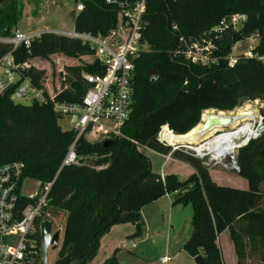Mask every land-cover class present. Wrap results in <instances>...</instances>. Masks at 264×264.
Segmentation results:
<instances>
[{
	"label": "trees",
	"instance_id": "obj_1",
	"mask_svg": "<svg viewBox=\"0 0 264 264\" xmlns=\"http://www.w3.org/2000/svg\"><path fill=\"white\" fill-rule=\"evenodd\" d=\"M82 3L83 10L73 20L77 33L106 34L115 25L116 12L103 1ZM22 15L19 0H0V39L13 35ZM234 15L244 17L237 29L227 26L211 32ZM144 21L142 41L148 51L133 62L131 113L119 136L80 138L75 145L77 164L60 168L75 136L59 126L64 117L53 111L49 100L15 104L9 90L0 95V166L18 163L22 181L51 183L46 211L66 215L52 264H89L114 226L131 224L134 234L129 238H138L143 228L141 209L166 195H174V205L191 208V234L182 247L190 258H200L201 264H223L218 237L227 232L236 264H264V64L240 56L228 67L233 47L249 38L257 40L251 52L264 56V0H148ZM179 38L186 43L210 41L214 62L200 65L185 60ZM8 54L15 63L59 54L92 56L88 46L52 33L40 34L28 49L13 50L0 42V60ZM103 72L93 60L66 67L54 101L80 104L88 88L81 75ZM23 76L42 88L43 72L30 69ZM243 101L261 103L262 132L240 147L235 159L247 190L219 186L200 160L172 152L171 146L157 140L164 126L173 135L184 136L199 124L204 111L230 113ZM104 141L111 145L103 147ZM137 146L162 156L171 153L193 173L183 181L153 173L150 160ZM32 203L19 194L16 208ZM34 238L40 248L39 234ZM103 264L119 263L112 255Z\"/></svg>",
	"mask_w": 264,
	"mask_h": 264
},
{
	"label": "built area",
	"instance_id": "obj_2",
	"mask_svg": "<svg viewBox=\"0 0 264 264\" xmlns=\"http://www.w3.org/2000/svg\"><path fill=\"white\" fill-rule=\"evenodd\" d=\"M82 1H74L73 19L83 10ZM101 1L116 12L115 25L106 34L77 33L74 29L69 33L56 34L88 46L92 56L82 58L96 61L104 69L101 75L84 73L81 75L88 88L80 104L54 101L55 94L61 89L64 70L58 72L56 91L49 96L43 87L41 89L34 87L30 80L23 76L25 71L32 68L30 61L15 63L11 54L0 60V95L12 90L10 100L15 104L44 103L49 100L55 113L71 120L69 130L75 136L62 159L60 168L77 164L75 145L80 138L103 140L119 136L121 127L128 121L131 113L133 62L147 52V45L142 41V33L146 26L144 17L148 0ZM243 20L244 17L234 15L222 20L211 32L222 31L227 26L237 29ZM40 34L42 33L15 31L12 36L0 39V42L10 45L13 50L18 47L28 49ZM179 42L183 45L180 52L182 57L190 63L208 65L214 62L211 55L215 47L210 41L186 43L183 38H179ZM242 57L264 64V56L255 55L251 50L245 52ZM235 62L236 59L229 58L228 67L232 68ZM258 130L254 138L262 132L261 120ZM168 134L172 133L166 126L162 127L157 135L158 142L166 144L165 136ZM137 150L139 151V146ZM174 150L172 149V152ZM170 155L171 153L163 158L168 161ZM217 161L221 163L222 160ZM233 166L237 173L235 163ZM20 178L21 164L10 163L0 166V264H37L40 248L34 237L39 234L40 223L49 217L46 209L51 183L45 185L37 183L35 195L27 197L34 203L18 211L16 202L18 195H22L23 183ZM131 247L135 248L134 242L131 243ZM168 261L167 257L160 259L162 264Z\"/></svg>",
	"mask_w": 264,
	"mask_h": 264
},
{
	"label": "rangeland",
	"instance_id": "obj_3",
	"mask_svg": "<svg viewBox=\"0 0 264 264\" xmlns=\"http://www.w3.org/2000/svg\"><path fill=\"white\" fill-rule=\"evenodd\" d=\"M21 6L23 7V15L20 21L16 25L15 31L29 33V32H38V33H52L57 34L58 32L69 33L72 32L73 27V7L75 0H19ZM256 44V39L249 38L245 41H242L236 44L230 52L229 58L237 59L242 56L245 52L251 50ZM148 51V47H147ZM228 58V59H229ZM91 59L86 58H70L64 55H52L48 58H35L30 61L31 69L36 71L43 72L41 79V85L50 96L51 93H55L57 86V77L60 70H64L66 67L76 66L78 64L90 63ZM24 105H29V102H23ZM261 108V103L259 101L240 102L238 107L230 113L224 114H236L238 111L245 112L246 110L253 114L252 120H247L241 124H248L250 129L255 133V136L259 132L260 117L259 111ZM70 119L64 118L59 121V126L62 130L70 129ZM248 122V123H247ZM110 125L109 123H107ZM111 126V125H110ZM241 125L237 126L239 128ZM235 129V130H236ZM254 136V137H255ZM251 138V139H254ZM95 138H89V141H96ZM99 140V139H98ZM245 138H242L236 145H240ZM210 141H202L197 146L195 145H186L178 142H167V145H170L172 149H175L181 153L189 155L193 158H196L202 162L203 167H205L211 177V179L218 184L219 186L230 187L240 190H247V183L245 180L241 179L236 171L234 170L233 163H235L237 150H235L234 157H226L219 163L217 160H212L210 155L198 156L194 153L193 149L201 145H204ZM139 152L147 157L152 163V172L161 174L165 172L167 175L174 173L179 181H183L187 178L185 173L186 164L175 163L171 156L170 160H165L161 156L153 153L145 148L139 147ZM189 166V165H187ZM37 182L32 180H24L21 186V194L25 197L34 196L37 191ZM264 190V185L263 188ZM66 215L63 212L53 211L49 213V217L46 221L52 223V233H59V241L56 250L48 249L47 252V264H52L56 260V253L61 245L64 224H65ZM189 220V219H188ZM184 228H189L191 231L190 221L183 223ZM218 244L223 257L224 264H236V257L234 255L233 246L229 239L227 232H224L218 237ZM138 249L133 250L135 253L142 250V245H137ZM147 254L144 253V257L151 264H158L157 259L160 256L159 251L155 250L154 247H151L148 244L145 245ZM104 251L99 255L98 260L103 257ZM131 255V254H129ZM187 254L181 250V247H172L167 251L166 256L171 261L168 264H186ZM133 256V255H132ZM40 262V260H39ZM38 262V263H39ZM37 263V264H38Z\"/></svg>",
	"mask_w": 264,
	"mask_h": 264
},
{
	"label": "crops",
	"instance_id": "obj_4",
	"mask_svg": "<svg viewBox=\"0 0 264 264\" xmlns=\"http://www.w3.org/2000/svg\"><path fill=\"white\" fill-rule=\"evenodd\" d=\"M159 156L163 158L162 155ZM174 162L183 163L177 160ZM187 165L188 164L184 166L186 176L188 177L193 173V170ZM171 174L175 175L174 173ZM160 175L163 177L167 174L162 172ZM173 200L174 195H166L141 209L140 217L143 228L138 238H129L134 234V226L131 224L112 227L109 233L101 239L97 255L89 264H103L112 255H115L119 264H151L146 258H142L144 257V253L147 254L145 248L146 244H148V248L150 245L154 247L155 250L159 251L158 254L160 253V256L157 259L158 264H162L160 259L162 257H167L166 253L172 247H181L182 250L183 244L191 234L189 228H184L183 226V223L191 221V208L190 206L182 207L180 205H174ZM132 242L135 243V248L131 247ZM137 245H142L143 248L139 250L138 253H135L133 250L137 251ZM103 251V257L98 260L99 255ZM186 256V264H195L194 259L190 258L188 255ZM170 261L169 259L166 264ZM171 264L175 263L173 262Z\"/></svg>",
	"mask_w": 264,
	"mask_h": 264
},
{
	"label": "bare ground",
	"instance_id": "obj_5",
	"mask_svg": "<svg viewBox=\"0 0 264 264\" xmlns=\"http://www.w3.org/2000/svg\"><path fill=\"white\" fill-rule=\"evenodd\" d=\"M208 115H216L214 111H204L201 116L199 125L192 129L189 133L184 136H175L173 134L166 135L167 142H178L186 145L197 146L202 141L210 140L204 145L194 148L193 151L198 156L210 155L212 160H223L226 157H234L235 150L244 144L247 139H251L255 136V133L250 129L248 124H241L247 120L253 119V114L248 112L238 111L236 114H217V117L230 118V125L226 132L222 128L216 127L210 133H204L203 123ZM248 123V122H247ZM241 125L236 129L237 126ZM236 129V130H235ZM245 138V140L238 146L236 142ZM240 142V141H239Z\"/></svg>",
	"mask_w": 264,
	"mask_h": 264
},
{
	"label": "water",
	"instance_id": "obj_6",
	"mask_svg": "<svg viewBox=\"0 0 264 264\" xmlns=\"http://www.w3.org/2000/svg\"><path fill=\"white\" fill-rule=\"evenodd\" d=\"M155 74L154 71H151L149 73L150 76H153ZM214 111V110H210ZM216 115H208L206 117L205 122L203 123V131L204 133H210L214 128L220 127L223 129L221 132H226L229 130L227 128L231 121L230 118L224 117V118H219L217 117V114L223 113V112H217L214 111ZM224 114V113H223ZM201 120V118H200ZM200 123V121H199ZM199 125V124H198ZM249 140L247 139L244 144L238 147V149L242 146H244ZM111 145V141H104L103 142V147H108ZM39 239H40V262L38 264H47V252L48 249L51 248L52 250H56L58 246V241H59V233L55 232L52 233V223L49 221H43L39 225ZM195 264H201L200 258H195L194 259Z\"/></svg>",
	"mask_w": 264,
	"mask_h": 264
}]
</instances>
